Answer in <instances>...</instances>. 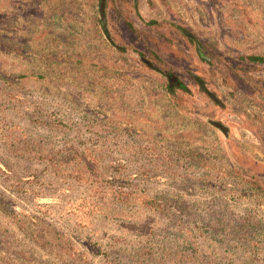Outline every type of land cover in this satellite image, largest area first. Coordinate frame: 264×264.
<instances>
[{
	"label": "rangeland",
	"instance_id": "374dc122",
	"mask_svg": "<svg viewBox=\"0 0 264 264\" xmlns=\"http://www.w3.org/2000/svg\"><path fill=\"white\" fill-rule=\"evenodd\" d=\"M96 1L0 0V264H264V193L247 183L264 187V64L246 59L264 55V0L111 1L117 50L86 44ZM104 74L110 87L94 80ZM165 79L191 92L171 101ZM69 150L162 209L78 183L55 164Z\"/></svg>",
	"mask_w": 264,
	"mask_h": 264
},
{
	"label": "flooded vegetation",
	"instance_id": "af4514ba",
	"mask_svg": "<svg viewBox=\"0 0 264 264\" xmlns=\"http://www.w3.org/2000/svg\"><path fill=\"white\" fill-rule=\"evenodd\" d=\"M113 2L114 0H97L96 1V8L97 10H99V20L96 19V18H93V28H87L85 31L86 33H89L90 34L92 33L93 34V37H89L86 39V44L87 45H90L91 48H99V47H104V48H107L109 49L111 46L114 47V49H116V47L114 46L115 45V41L112 39V36L110 35V31H109V28H108V21H107V8H108V4L110 2ZM177 30V32L181 33V35L183 36V38L187 41V43L189 44V50L192 51V53H195L196 52V55H198V57L201 59L202 58H207L205 56L206 54V50H207V47L205 46V44L201 41V38L198 36V34L192 30L190 28V26H186V25H176L174 24ZM99 31L100 34H101V38L100 39H97L96 38V32ZM114 43V44H113ZM68 47V46H66ZM117 50V49H116ZM119 50L120 51H123V48H120L119 47ZM118 50V51H119ZM71 51V50H70ZM76 52L73 48L72 50V54H69L68 51L64 53V56H72L74 55ZM138 54V56L140 57L141 61L144 62L146 64V66L148 68L151 69V71H154L155 68L150 64L152 63V59H150L149 56H146L144 53L142 52H136ZM158 56V55H157ZM253 57H256V58H261V57H264V55H249L247 56V60H249L251 63H257V64H261L262 62L260 61H255L251 58ZM159 58V57H158ZM53 63H55V59L53 58L52 59ZM210 61V60H208ZM264 64V63H263ZM98 65H91V68L94 69L95 67H97ZM218 66H223V67H226L225 64H219V65H213V68L214 69H217L216 67ZM232 68V66H230ZM235 68H238L236 66H233ZM241 67L240 68V71H243V72H250L248 68H243L242 66H239ZM230 69L231 72L233 71H236V69ZM104 69V68H103ZM110 70V69H108ZM94 71V70H92ZM118 72H114L116 74H119L120 75V70H116ZM91 75H93V72L89 71ZM104 72V70H103ZM120 72V73H119ZM160 72V71H159ZM170 73V72H168ZM168 73H166L165 75L160 72V74L164 75L165 77H168ZM118 75V76H119ZM100 80H97L95 79L96 77H94V80L97 84H99V82H102L104 84V86L106 87H110V83L108 84H105V81L103 78L106 77V75L104 74V76H100ZM115 77V75H114ZM191 77L194 79V82L195 84L200 88V91L202 93H204L208 98H210L212 101H214L215 103L217 104H221V102L218 100V96L216 94L215 91H212L210 88H208V84H206L205 80H203L202 78L196 76L195 74H191ZM165 82L166 84H163L161 86V88L163 89V92L165 94H167L168 99H170L171 101H176V103H178L177 99L180 95V93H190L191 92V88L189 86H187L183 81L181 80H176V81H172L171 79H165ZM101 83V84H102ZM178 85L179 87H175L173 85ZM100 85V84H99ZM173 86V87H171ZM177 98V99H176ZM178 109V108H177ZM180 110V109H178ZM179 113H182V115L184 116H187V112L186 111H182L180 110ZM196 114V113H195ZM194 113H188V115L192 116V115H195ZM222 125V124H221ZM229 132V128H227V133H225L226 135L228 134ZM259 142L261 143V145H263L264 147V140L262 141V139H260L259 137ZM249 180H251L252 178H248ZM254 181H259L261 182L260 180H258L256 177H254Z\"/></svg>",
	"mask_w": 264,
	"mask_h": 264
},
{
	"label": "trees",
	"instance_id": "16d2710c",
	"mask_svg": "<svg viewBox=\"0 0 264 264\" xmlns=\"http://www.w3.org/2000/svg\"><path fill=\"white\" fill-rule=\"evenodd\" d=\"M101 1V0H100ZM96 38L100 39L101 34L99 31L96 32ZM255 61H260L264 63V57L261 58H256L253 57L251 58ZM175 87H179L178 85H173ZM171 86V87H173ZM113 95H110L109 98H112ZM88 151V150H86ZM186 151V150H185ZM178 150L177 155L182 159L187 158L185 155V152ZM199 157H202V154L197 152ZM168 157L171 158V156H174L175 154H172L171 152H166ZM185 155V156H184ZM209 157L204 156V159L207 160ZM38 160L41 162L44 161H49V162H56V158L54 160V156H49V154L46 153H41L38 155ZM200 159V158H199ZM62 163L64 164L65 167H70L71 171V177L77 181L78 183H83V184H89L92 187H95L96 189H103L106 188L105 185L108 186L107 189L111 190L113 192V195L119 200L123 202H130L131 200H136L138 201L144 208L150 209V210H155V211H160L162 209V203L158 197H147V196H139L140 198H137L135 194L132 193V189L128 186H130L129 183H131L132 180L127 179V181H123L125 179L124 177L119 176H113L112 178H115L117 180H110L109 178L107 180H103V177L101 176V172L99 171L100 167L97 166L88 156V152L81 151V150H69L66 152V154H60V159L55 163L59 164ZM204 166V165H202ZM220 169H222V172H219L221 176H224V178H229L231 177L232 170L227 168V166H222ZM219 169V170H220ZM201 167L197 165L196 171H200ZM118 174H121L120 172H116ZM218 177V175L216 174ZM216 178V182L219 181L221 183V179L223 178ZM255 179L252 178L251 180H247L248 186H252L255 190L258 192L264 193V187L261 185L259 181H254ZM129 181V182H128ZM207 185L214 186L216 183L213 182L212 180H208ZM212 181V182H210ZM125 182V184H124ZM128 183V184H126ZM105 184V185H104ZM127 185V186H126ZM249 235V234H248ZM247 235V237H248Z\"/></svg>",
	"mask_w": 264,
	"mask_h": 264
},
{
	"label": "water",
	"instance_id": "95a60500",
	"mask_svg": "<svg viewBox=\"0 0 264 264\" xmlns=\"http://www.w3.org/2000/svg\"><path fill=\"white\" fill-rule=\"evenodd\" d=\"M220 128L222 129V126H220Z\"/></svg>",
	"mask_w": 264,
	"mask_h": 264
}]
</instances>
